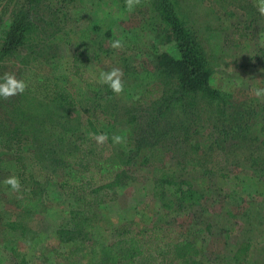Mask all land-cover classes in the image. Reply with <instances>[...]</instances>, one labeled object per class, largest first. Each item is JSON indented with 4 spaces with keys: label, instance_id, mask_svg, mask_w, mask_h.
Wrapping results in <instances>:
<instances>
[{
    "label": "rangeland",
    "instance_id": "1",
    "mask_svg": "<svg viewBox=\"0 0 264 264\" xmlns=\"http://www.w3.org/2000/svg\"><path fill=\"white\" fill-rule=\"evenodd\" d=\"M32 1L0 0V49L15 11L24 7L30 17L42 20L35 21L25 44L0 59V77L14 73L27 84L22 94L0 97L4 263L19 264L20 253L29 255L27 264H84L80 258L66 259L75 243L62 241L59 230L73 227V211H85L95 223L90 239L101 245L111 244L121 227L135 233L144 226L165 225L168 237L197 245L199 264H224L242 241L252 246L245 264H264V177L259 174L264 164V98L252 95L254 88H264V15L257 0H177L179 13L213 63L211 86L228 103L226 118L234 121L243 104L251 97L258 100L259 116L249 129L220 137L214 129L215 97L203 113L197 149L172 133L150 139L155 144L150 166L135 160L128 167L121 161L133 154L145 130L149 134L146 118L156 114L148 107L149 97L139 102L141 95L163 82L161 70L173 68L166 91L175 89L183 73L175 63L180 57L175 35L161 22L155 0H140L132 10L125 0H45L35 10ZM117 39L122 40L120 49L111 47ZM112 68L124 74V90L113 97L98 82L100 72ZM143 103L148 104L142 108ZM167 103L170 113L177 112L170 98ZM89 121L96 134H107L106 143L94 138L82 143V124ZM218 124L229 129L227 122ZM114 135L122 142L113 143ZM90 145L95 150L83 173L78 153ZM117 167L133 178L112 189L115 199L85 207V194L76 183L91 178L99 184ZM13 175L19 178V192L4 183ZM170 179L191 183L204 194L202 204L167 215L155 190L178 195L176 185L166 182Z\"/></svg>",
    "mask_w": 264,
    "mask_h": 264
},
{
    "label": "trees",
    "instance_id": "2",
    "mask_svg": "<svg viewBox=\"0 0 264 264\" xmlns=\"http://www.w3.org/2000/svg\"><path fill=\"white\" fill-rule=\"evenodd\" d=\"M43 2L45 0H33L30 4L35 10ZM154 7L158 11L165 28L175 35L177 49L180 52V57L175 63L179 65V69H183V73L177 78L175 89L166 91L167 80H173V77H171L173 68L161 70L163 82H158L155 90H153L154 87L149 88L141 95L139 102H143L142 99L149 97L148 107L149 109L154 108L153 115L156 114L146 118L145 121L148 129L152 127L149 131V136L147 135L148 130H145V135L138 138L133 154L127 156L123 153L125 158L121 163L127 167L135 160H137L139 166H150L152 164V155L149 156V154L155 146V144L150 145V139L161 140V138H167L172 133H178L185 142L190 144L189 147L197 149V141L203 135L201 132L203 113L206 106L214 104L215 97H218L219 101L217 100L216 104L217 120H215L214 129L219 133L220 137L223 136L225 138L231 133L248 130L250 121L259 116L258 111L255 109L258 100L251 97L243 104L241 110L234 112L235 114L233 113L234 121L226 118L230 114L227 113L228 109L225 108L228 103L211 86L214 71L213 63L204 51L196 32L188 27L181 13H179L177 0H155ZM14 14V19L6 32L5 41L0 49V59L25 44L30 33H33L35 21H42L41 19L36 20V18L30 17V10L24 7L15 11ZM261 57H264V48L261 49ZM79 71L80 69L76 67V72ZM106 86L108 85L106 84ZM108 91L109 96L113 97L116 94L109 86ZM151 92H155L157 95L147 96ZM62 94L64 92L61 93V96H64ZM153 98L155 99L153 100ZM169 98L173 101L177 112L170 113L171 106L167 103ZM147 104L143 103L141 107L143 108ZM222 114H224V118L220 117ZM221 121L227 122L229 129L223 130L218 124ZM88 123L86 125L82 124L81 131L83 136L81 141L83 144L92 140L89 133H98L93 121ZM18 128L16 127L13 130L11 138L14 136V139L17 138V134H19ZM195 142L196 145L193 146ZM91 144H94V142ZM93 146L90 145L86 149L80 147L77 164L83 173L87 172V168L90 167V163L87 160L89 156L93 155L95 150ZM259 174L264 177V164L261 166ZM132 178L133 175L128 170L117 167L108 171L101 183H93L91 178L88 181L81 179L76 183V188L85 194V207L99 206L115 199L116 195L112 192V189ZM166 182L176 185L175 192L178 193V195H168L157 191V189L155 190V196L161 202L167 215L182 213L184 208L202 204L204 194L192 187L188 181L179 182L175 179H170ZM163 186L162 183L158 185V188ZM72 214L73 227L59 230V237L62 241H73L75 243L68 254H66V259L75 260L80 258L84 264H135L138 259L142 261V264L201 263V250L197 245L193 241L168 237L166 230H169V228L165 225L144 226L135 233L127 227H121L118 230L117 237L111 244L101 245L90 239L95 223L87 212L73 211ZM251 248L249 241H242L232 254L225 256L224 264H245L251 256ZM16 256L19 264H27L28 261L24 255L16 253ZM0 264H3L1 256Z\"/></svg>",
    "mask_w": 264,
    "mask_h": 264
},
{
    "label": "clouds",
    "instance_id": "3",
    "mask_svg": "<svg viewBox=\"0 0 264 264\" xmlns=\"http://www.w3.org/2000/svg\"><path fill=\"white\" fill-rule=\"evenodd\" d=\"M140 0H125V6L132 10L134 5L139 4ZM256 7L261 15H264V0H257ZM111 47L114 49H120L123 47L122 40L117 39L111 42ZM123 71L120 68H112L109 71H101L99 74L98 82L101 84H107L111 90L120 94L124 90L123 82ZM27 87L26 82L23 79H18L14 73L6 72L2 77H0V97L3 99H10L13 96L22 94ZM252 95L256 98H264V88H254ZM91 138H94L98 144H104L108 140V136L105 133L95 134L89 133ZM113 143L119 144L122 142V137L119 135H114L112 137ZM4 183L10 185L11 188L19 192L21 185L19 178L15 175L7 178Z\"/></svg>",
    "mask_w": 264,
    "mask_h": 264
},
{
    "label": "crops",
    "instance_id": "4",
    "mask_svg": "<svg viewBox=\"0 0 264 264\" xmlns=\"http://www.w3.org/2000/svg\"><path fill=\"white\" fill-rule=\"evenodd\" d=\"M24 256H25V255H24ZM28 256H29V255H28ZM28 256H26L25 259L28 258ZM2 259H3V258H2ZM26 260H27V259H26ZM3 263H4V260H3ZM4 264H6V262H5Z\"/></svg>",
    "mask_w": 264,
    "mask_h": 264
}]
</instances>
